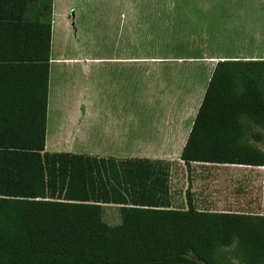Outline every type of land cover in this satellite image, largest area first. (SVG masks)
I'll return each mask as SVG.
<instances>
[{
  "label": "trees",
  "instance_id": "1",
  "mask_svg": "<svg viewBox=\"0 0 264 264\" xmlns=\"http://www.w3.org/2000/svg\"><path fill=\"white\" fill-rule=\"evenodd\" d=\"M48 66L31 86L0 87V264H236L223 252L234 244L238 264H264V214L198 208L190 191L175 205L171 163L47 150ZM254 125L264 57L220 59L181 160L264 166Z\"/></svg>",
  "mask_w": 264,
  "mask_h": 264
},
{
  "label": "rangeland",
  "instance_id": "2",
  "mask_svg": "<svg viewBox=\"0 0 264 264\" xmlns=\"http://www.w3.org/2000/svg\"><path fill=\"white\" fill-rule=\"evenodd\" d=\"M70 5L77 19L57 47L89 60L91 109L82 135L62 127L52 146L55 138L62 151L165 160L175 205L187 206V191L198 208L217 210L232 208L234 198H258L264 169L187 166L181 152L217 63L198 58L264 57V0H65ZM113 58H137V72ZM246 138L264 148L263 127L254 125ZM104 217L119 223L120 208L106 206ZM223 252L239 263L235 244Z\"/></svg>",
  "mask_w": 264,
  "mask_h": 264
},
{
  "label": "crops",
  "instance_id": "3",
  "mask_svg": "<svg viewBox=\"0 0 264 264\" xmlns=\"http://www.w3.org/2000/svg\"><path fill=\"white\" fill-rule=\"evenodd\" d=\"M71 10V5L65 6V0H0V87L17 88L23 84L31 86V83H36L45 75L46 64L49 65L46 145L49 151H62L56 145L55 138L53 146L50 142V136L59 135L62 127L70 135L76 132L77 136L82 135L87 125L81 123L79 126V124L83 119L87 122L91 109L88 92H86L89 60L67 55L65 49L57 47L58 42H61L59 40L62 37V30L72 34V19L76 20L77 14L75 13L72 18ZM78 31L79 29L76 30L77 34ZM198 59H215L218 62L225 57ZM112 62L119 63L121 66L133 64L134 69L137 66V58H113ZM101 67L104 68V66ZM165 68L160 65L159 71H164ZM135 72H137L136 69ZM85 105L88 107V112L84 110ZM54 121L57 123L54 124ZM209 164L248 167L252 171L264 169V166ZM260 181L261 191L257 195L258 198L247 200V197L243 196L234 198L230 206L232 208L226 210L257 211L264 214V171ZM238 189L233 191L234 194L238 193Z\"/></svg>",
  "mask_w": 264,
  "mask_h": 264
}]
</instances>
